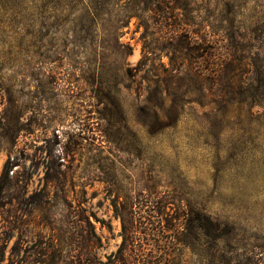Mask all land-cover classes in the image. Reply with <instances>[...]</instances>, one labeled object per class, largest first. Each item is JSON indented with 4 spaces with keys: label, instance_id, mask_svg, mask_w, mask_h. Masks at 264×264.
<instances>
[{
    "label": "rangeland",
    "instance_id": "1",
    "mask_svg": "<svg viewBox=\"0 0 264 264\" xmlns=\"http://www.w3.org/2000/svg\"><path fill=\"white\" fill-rule=\"evenodd\" d=\"M6 164L0 264H120L114 202L146 186L174 264H264V0H0Z\"/></svg>",
    "mask_w": 264,
    "mask_h": 264
},
{
    "label": "trees",
    "instance_id": "2",
    "mask_svg": "<svg viewBox=\"0 0 264 264\" xmlns=\"http://www.w3.org/2000/svg\"><path fill=\"white\" fill-rule=\"evenodd\" d=\"M13 167L14 165L9 167L6 164L0 176V209L4 194L12 181L10 172ZM141 190V194L137 197H132L131 192L127 191L124 196L126 201L122 204L114 202L123 227V242L116 254V256L119 255L117 261L120 264H174L173 249L171 245H168V239L181 241V237L185 233L180 234L174 230L172 218L174 220L177 218L170 216L166 211L170 199L168 201L169 197L166 194H161L153 186H146ZM163 219L166 221L164 226L162 225ZM190 220L192 219H188V221ZM198 220L199 232L203 238H207V246L214 251L215 257L225 262L223 254L229 251L226 250L227 245L223 244L228 241L230 233H232L229 225L204 212L198 214ZM188 221L187 225H190ZM143 240L160 242V245L156 247L155 255L152 250L148 251L142 245L134 244Z\"/></svg>",
    "mask_w": 264,
    "mask_h": 264
}]
</instances>
